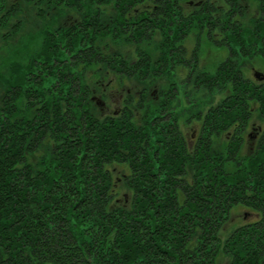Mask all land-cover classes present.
I'll list each match as a JSON object with an SVG mask.
<instances>
[{"label":"trees","instance_id":"1","mask_svg":"<svg viewBox=\"0 0 264 264\" xmlns=\"http://www.w3.org/2000/svg\"><path fill=\"white\" fill-rule=\"evenodd\" d=\"M181 1L49 0L52 13L38 10L48 21L68 11L75 19L54 31L42 24L41 52L16 63L0 94V264H215L220 252L228 264H264L263 133L240 155L252 104L264 122V82H251L237 62L250 39L264 54V0L250 28L236 18L239 0H224V8L206 1L190 12ZM194 28L228 51L215 75H197L196 89L229 92L201 118L191 146L173 120L161 123L171 115L167 91L152 106L147 91H127L112 114L94 112L86 71L150 81L168 64L187 62L181 42ZM155 34L156 57L143 49ZM103 37L135 44V56L104 52ZM221 132L216 149L211 136ZM234 206L258 218L222 243Z\"/></svg>","mask_w":264,"mask_h":264},{"label":"rangeland","instance_id":"2","mask_svg":"<svg viewBox=\"0 0 264 264\" xmlns=\"http://www.w3.org/2000/svg\"><path fill=\"white\" fill-rule=\"evenodd\" d=\"M206 1H210V3H214L215 6H220L221 8L225 6L224 0H183L180 4L185 11L190 12L191 10L198 9V5ZM48 2L49 0H3L0 7V16L11 7H16V9L12 10L13 12L7 18L1 20L3 23L0 25V94L6 88L7 82L5 79L11 78V72L16 63L25 65L31 57L41 52L45 35V30L42 31V24H46L47 26L48 17L46 15L45 17L39 15L38 10H43L44 14H48L49 11L52 13L50 9H47ZM239 2L242 4L243 9L242 14L236 18H238L244 27L250 28L254 20L253 18L259 16L261 13L259 2L258 0H239ZM106 9L109 13L113 7L109 5L106 6ZM68 13L71 16L58 15L48 21L51 31H54L53 28L59 23L75 19L73 11H68ZM213 13L217 15L220 13V10H214ZM219 15L222 16L223 14ZM14 25H16V29H13ZM198 33L199 30L194 28L181 42L183 45L182 52H185L184 60L187 62L172 63L169 68L168 64L160 74L154 76L150 81L146 82L133 77H123L124 79L121 80L113 73L100 78L94 74V70L86 71L84 77L91 84L93 96L91 106L94 112L98 111L100 115L112 114L113 111L118 109L117 107H120V101L127 91L129 92L127 95L130 94L134 97H136V92L140 89L143 90L142 92L147 91V102L151 106L153 104H160L164 91H167L168 96L173 95V103L171 102L172 105L169 109L171 115L164 114L162 117L167 118L166 120H162L161 123L166 125L169 121L173 120L178 127V131H180L179 134L182 135L187 143L192 145L201 131V118L210 107L216 106L229 92L227 86H224L222 89L218 87L213 89L200 87V89H196V83H198L197 75L202 73H208L211 76L212 74L215 75L216 67L225 60L228 54L226 47L210 42L206 33ZM158 36V34L153 35L152 42L147 47H143V49L149 50L155 57L159 50ZM213 36L215 39H219L221 34L215 32ZM250 40H247L245 43V49L248 53L242 55L243 53L241 52L237 57L238 65H240L239 69L251 82H264V80H257L253 76V69L264 73V54L258 50L260 46L257 43L252 44L253 41ZM98 44L104 52L110 54L118 52L120 56H124L127 60L134 57L136 53L135 44L121 39L103 37ZM102 47H105V49ZM176 69L177 73L175 74ZM101 70L102 72L104 71V69ZM174 80H176V83H173ZM94 83H99V85H94ZM217 83H224V81H218ZM103 87L106 89L104 90ZM24 102L25 99L21 97L18 101V106L22 107ZM250 107L253 110L250 116L251 120L243 132L244 141L240 151L241 156L250 153L255 148L257 140L262 133L264 136V122L258 116L254 104ZM155 113L156 111H153V114ZM141 121L140 119L139 123ZM161 129L164 130V128ZM231 131L234 133V129ZM219 134L218 136H211L216 142V149H219L221 142H223L227 135L225 132ZM122 174L121 171L116 174L119 180V192L117 195L119 199L128 196L127 186H125L124 181L121 179ZM257 218V214L243 206L232 207L228 219L223 223L220 231L221 242L223 243L234 229ZM229 260V255L220 252L215 264H228Z\"/></svg>","mask_w":264,"mask_h":264},{"label":"flooded vegetation","instance_id":"3","mask_svg":"<svg viewBox=\"0 0 264 264\" xmlns=\"http://www.w3.org/2000/svg\"><path fill=\"white\" fill-rule=\"evenodd\" d=\"M255 71H257V70H256V69H253V76H254V78L257 79V80H260V81H261V80H264L263 78H258V77H256V76L254 75V72H255ZM174 73H175V74L177 73V69L175 70ZM261 82H263V81H261ZM173 83H176V80H174ZM186 142H187V141H186ZM188 145L191 146V144H189V143H188Z\"/></svg>","mask_w":264,"mask_h":264},{"label":"water","instance_id":"4","mask_svg":"<svg viewBox=\"0 0 264 264\" xmlns=\"http://www.w3.org/2000/svg\"><path fill=\"white\" fill-rule=\"evenodd\" d=\"M254 75H255L256 77H258V78H263V79H264V73H262V72L255 71V72H254Z\"/></svg>","mask_w":264,"mask_h":264}]
</instances>
